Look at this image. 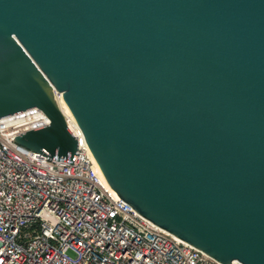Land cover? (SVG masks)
<instances>
[{
	"label": "water",
	"instance_id": "95a60500",
	"mask_svg": "<svg viewBox=\"0 0 264 264\" xmlns=\"http://www.w3.org/2000/svg\"><path fill=\"white\" fill-rule=\"evenodd\" d=\"M54 92L119 200L264 264V0H0V117L39 108L17 143L72 164Z\"/></svg>",
	"mask_w": 264,
	"mask_h": 264
},
{
	"label": "built area",
	"instance_id": "2783aa9c",
	"mask_svg": "<svg viewBox=\"0 0 264 264\" xmlns=\"http://www.w3.org/2000/svg\"><path fill=\"white\" fill-rule=\"evenodd\" d=\"M64 115L77 136L72 164L17 143L49 124L39 108L0 117V264H221L119 200Z\"/></svg>",
	"mask_w": 264,
	"mask_h": 264
},
{
	"label": "bare ground",
	"instance_id": "6f19581e",
	"mask_svg": "<svg viewBox=\"0 0 264 264\" xmlns=\"http://www.w3.org/2000/svg\"><path fill=\"white\" fill-rule=\"evenodd\" d=\"M60 105H61V107H62L63 112H64L67 116H69L70 118H72V115H71L69 109L67 108V106L64 104V102H63L62 100H60Z\"/></svg>",
	"mask_w": 264,
	"mask_h": 264
}]
</instances>
